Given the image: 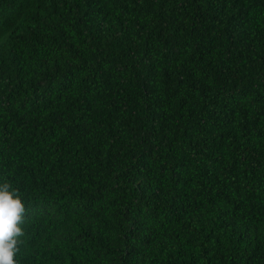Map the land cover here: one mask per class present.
Returning a JSON list of instances; mask_svg holds the SVG:
<instances>
[{"label":"trees","instance_id":"16d2710c","mask_svg":"<svg viewBox=\"0 0 264 264\" xmlns=\"http://www.w3.org/2000/svg\"><path fill=\"white\" fill-rule=\"evenodd\" d=\"M16 264H264V0H0V183Z\"/></svg>","mask_w":264,"mask_h":264},{"label":"clouds","instance_id":"9594fccd","mask_svg":"<svg viewBox=\"0 0 264 264\" xmlns=\"http://www.w3.org/2000/svg\"><path fill=\"white\" fill-rule=\"evenodd\" d=\"M25 212L19 192L7 182L0 183V264H16Z\"/></svg>","mask_w":264,"mask_h":264}]
</instances>
